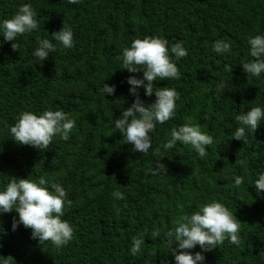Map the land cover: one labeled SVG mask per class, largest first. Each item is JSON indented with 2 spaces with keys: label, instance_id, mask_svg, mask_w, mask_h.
I'll return each mask as SVG.
<instances>
[{
  "label": "trees",
  "instance_id": "16d2710c",
  "mask_svg": "<svg viewBox=\"0 0 264 264\" xmlns=\"http://www.w3.org/2000/svg\"><path fill=\"white\" fill-rule=\"evenodd\" d=\"M24 3L32 4L41 27L17 37L19 52L11 42L0 46V186L10 176L61 183L71 201L63 219L74 236L60 249L50 241L40 244L22 225L12 231L17 214L5 213L0 215V259L12 257V264H175L167 231L181 216L217 199L241 222V244L225 241L203 253L205 264H261L264 193L258 195L250 183L264 164V122L246 142L232 134L239 127L237 114L264 106V74L247 78L240 65L248 57L247 38L264 34V0H0V19L11 18ZM63 24L74 33V47L58 46L36 64L37 38L51 39ZM148 36L163 37L169 46L182 42L188 55L175 61L179 79L153 82L175 88L180 98L175 116L157 125L152 148L143 156L121 143L113 121L135 98L127 78L142 76L121 70L117 56L134 39ZM217 39L231 43L227 58L212 51ZM221 81L224 89L217 93ZM102 82L115 85V93L99 95ZM138 92L146 105L155 99L143 88ZM48 109H61L75 120L68 141L54 137L41 152L11 140L8 129L21 111ZM189 119L214 137L204 158L179 143L168 151L161 147L166 135ZM161 156L166 173L149 174ZM240 160L247 166L240 167ZM235 176L245 177L239 189ZM153 226L161 230L158 238L151 237ZM141 235L145 243L133 256L132 237Z\"/></svg>",
  "mask_w": 264,
  "mask_h": 264
},
{
  "label": "clouds",
  "instance_id": "9594fccd",
  "mask_svg": "<svg viewBox=\"0 0 264 264\" xmlns=\"http://www.w3.org/2000/svg\"><path fill=\"white\" fill-rule=\"evenodd\" d=\"M68 4H79L81 0H66ZM41 27L37 19V12L31 3L21 4L11 18L0 19V46L11 42L13 51L21 48L19 42H14L17 37L31 35ZM49 35V34H48ZM51 39L37 38L36 46L32 52L36 64L47 60L51 53L62 49L74 47V33L70 27H63L49 35ZM55 41L56 43H53ZM248 57L241 60L240 65L249 76L259 78L264 74V34H257L247 38ZM212 51L218 56H227L232 53V45L226 39H217L211 45ZM188 55L182 42L169 46V41L160 36H148L134 39L130 46L122 49L117 56L121 63V70L129 73H142L139 78L131 75L127 78L130 85L129 93L135 98L129 107L124 109L118 118H115L114 128L121 137V143L131 145L132 151L148 155L152 148V133L158 124H164L176 114V101L179 94L175 88L156 87L154 81L177 80L180 72L175 61ZM175 57V60H173ZM225 71L231 73L232 66L226 65ZM143 88L144 95L154 96L150 104L140 98L138 90ZM97 93L113 95L115 85L101 83L97 86ZM224 83L221 81L216 86L217 93L222 92ZM235 121L239 125L232 134V139L246 142L248 136H253L258 127L264 122V106L251 107L245 112L237 114ZM76 123L61 109L45 110L41 113L23 110L15 118V122L8 131L11 140L19 145H28L41 152L46 151L54 137L64 141L70 139V133ZM181 144L190 146L191 149L204 158L208 155L205 146L214 144V137L203 132L198 124H193L189 119L183 125L173 128L162 142V149L168 151ZM160 148L155 151L159 155ZM161 156L155 160V166L147 171L151 175L166 173V167L161 162ZM239 166L244 168L247 162L240 160ZM223 174L221 178H226ZM255 179L251 185L255 186L257 194L264 193V164L262 170L255 172ZM245 183L244 176H235L233 185L239 189ZM67 191L59 182L38 176L36 179L11 177L8 182L0 186V215L15 212L17 215L12 221V231L19 226L31 230V238L41 244L50 241L60 249L67 246L74 236L73 226L63 217L71 201L67 199ZM117 198H123L122 193L116 192ZM241 222L224 203L211 199L199 205L190 214H185L173 222L167 231L169 244L168 252L174 257L175 264H205L203 253L217 249L227 241L229 245L237 247L241 244ZM0 231V235H2ZM161 230L153 226L151 237L158 238ZM145 238L133 236L131 255L141 253ZM176 247L173 248L172 245ZM199 246L201 251L191 252ZM3 258V257H2ZM13 258L0 259V264H12ZM167 264V262H165ZM264 264V258L261 260Z\"/></svg>",
  "mask_w": 264,
  "mask_h": 264
}]
</instances>
